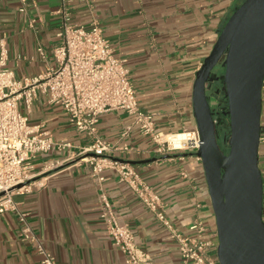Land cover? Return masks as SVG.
Here are the masks:
<instances>
[{"label":"crops","instance_id":"0c3cea01","mask_svg":"<svg viewBox=\"0 0 264 264\" xmlns=\"http://www.w3.org/2000/svg\"><path fill=\"white\" fill-rule=\"evenodd\" d=\"M244 1L68 0L63 5L61 0H29L22 12L20 0H0V38L6 42L9 69L21 79L55 66L54 47L62 23L57 11L64 7L72 23L86 29L98 24L115 56L125 61L141 109L154 115L158 131L177 134L197 130L196 74ZM262 97L259 166L264 178V89ZM21 111L31 127L55 144L33 160L38 182L15 196L17 211L0 213V264L43 260L36 244L24 239L20 214H25L34 236L58 264H126V255L114 245L102 218L103 199L118 221L133 231L138 248L149 254L151 264H182L177 241L116 171L107 169L103 182L93 176L80 155L92 138L78 132L60 106L48 104L39 95L29 111L21 103ZM97 126L105 141L133 148L128 154L110 157L138 171L143 183L161 198L164 213L178 232L191 235L190 226L196 221L206 225L212 241L208 255L218 262L216 220L196 152L154 153L151 139L133 126V117L125 111L101 115ZM183 171L188 179L181 176Z\"/></svg>","mask_w":264,"mask_h":264},{"label":"built area","instance_id":"2783aa9c","mask_svg":"<svg viewBox=\"0 0 264 264\" xmlns=\"http://www.w3.org/2000/svg\"><path fill=\"white\" fill-rule=\"evenodd\" d=\"M63 5L68 0H61ZM22 12L29 0H20ZM57 13L62 23L54 47L55 66L35 77L17 79L8 67L6 42L0 38V213L17 211L15 196L27 192L37 183L40 174L34 173L33 160L48 153L55 144L47 135L39 134L29 124V118L21 111V103L31 110L39 95L47 103L60 106L69 122L81 134L92 138V143L82 149L81 160L87 162L98 182L105 180V171H116L121 182L127 184L154 217L177 241L182 264H219L208 255L212 241L202 221L190 226L191 235L178 232L167 219L158 194L143 183L138 171L127 163L110 157L113 153L128 154L133 148L124 143H109L98 133L101 115L125 111L133 117V126L154 144V153L167 155L174 152L197 151L201 145L198 130L182 132L185 136L178 145L170 136L158 131L154 115L141 109L137 93L132 85L125 61L117 58L102 28L95 24L90 29L72 23L63 7ZM43 54V49H38ZM264 89V87H263ZM132 127L123 134L126 138ZM63 146H68L65 144ZM198 160H201L198 157ZM183 178L188 174L181 172ZM105 219L108 233L114 245L126 255V264H151L148 253L138 248L133 231L118 221L110 204L105 200ZM24 224V239L36 244L43 256L40 264H58L56 259L34 236L27 225L25 214H20ZM218 236V235H217Z\"/></svg>","mask_w":264,"mask_h":264},{"label":"water","instance_id":"95a60500","mask_svg":"<svg viewBox=\"0 0 264 264\" xmlns=\"http://www.w3.org/2000/svg\"><path fill=\"white\" fill-rule=\"evenodd\" d=\"M223 73L215 72L217 67ZM221 83L229 135L220 143L208 90ZM264 87V0H245L196 74L193 111L218 235L219 264H264V178L259 166ZM135 164V163H133Z\"/></svg>","mask_w":264,"mask_h":264},{"label":"rangeland","instance_id":"374dc122","mask_svg":"<svg viewBox=\"0 0 264 264\" xmlns=\"http://www.w3.org/2000/svg\"><path fill=\"white\" fill-rule=\"evenodd\" d=\"M223 71L224 69L220 68L219 66L215 69V72H218L219 74L223 73ZM208 97L212 108L217 113L215 115V119L216 122L217 120L219 121L218 129H219L220 139L222 142L223 139L225 137H228L229 135V127H228L229 118L224 113L227 108V101L221 90V83H219L218 86L213 85L212 89L208 90Z\"/></svg>","mask_w":264,"mask_h":264},{"label":"bare ground","instance_id":"6f19581e","mask_svg":"<svg viewBox=\"0 0 264 264\" xmlns=\"http://www.w3.org/2000/svg\"><path fill=\"white\" fill-rule=\"evenodd\" d=\"M219 123V121L217 120V124ZM184 137H187L185 136L183 133H180V134H177L175 136H170V140L171 141H174L175 144L178 145V143L184 138Z\"/></svg>","mask_w":264,"mask_h":264},{"label":"flooded vegetation","instance_id":"af4514ba","mask_svg":"<svg viewBox=\"0 0 264 264\" xmlns=\"http://www.w3.org/2000/svg\"><path fill=\"white\" fill-rule=\"evenodd\" d=\"M220 142H221V139H220ZM222 143V142H221Z\"/></svg>","mask_w":264,"mask_h":264},{"label":"trees","instance_id":"16d2710c","mask_svg":"<svg viewBox=\"0 0 264 264\" xmlns=\"http://www.w3.org/2000/svg\"><path fill=\"white\" fill-rule=\"evenodd\" d=\"M217 113L215 112V115H216Z\"/></svg>","mask_w":264,"mask_h":264}]
</instances>
